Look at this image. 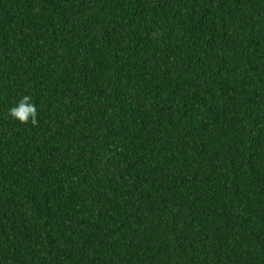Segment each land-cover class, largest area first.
<instances>
[{
	"label": "trees",
	"instance_id": "obj_1",
	"mask_svg": "<svg viewBox=\"0 0 264 264\" xmlns=\"http://www.w3.org/2000/svg\"><path fill=\"white\" fill-rule=\"evenodd\" d=\"M0 264H264V0H0Z\"/></svg>",
	"mask_w": 264,
	"mask_h": 264
},
{
	"label": "clouds",
	"instance_id": "obj_2",
	"mask_svg": "<svg viewBox=\"0 0 264 264\" xmlns=\"http://www.w3.org/2000/svg\"><path fill=\"white\" fill-rule=\"evenodd\" d=\"M31 98L25 96L14 107L9 110V114L12 118L19 120L21 123H27L31 121L33 124L37 121V110L34 104L30 102Z\"/></svg>",
	"mask_w": 264,
	"mask_h": 264
}]
</instances>
